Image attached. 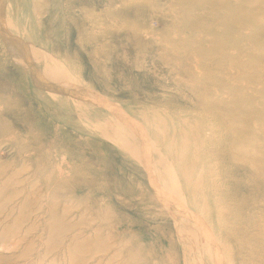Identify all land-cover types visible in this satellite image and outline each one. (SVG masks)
Masks as SVG:
<instances>
[{"label": "rangeland", "instance_id": "rangeland-1", "mask_svg": "<svg viewBox=\"0 0 264 264\" xmlns=\"http://www.w3.org/2000/svg\"><path fill=\"white\" fill-rule=\"evenodd\" d=\"M0 264H264V0H0Z\"/></svg>", "mask_w": 264, "mask_h": 264}]
</instances>
